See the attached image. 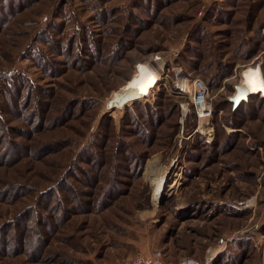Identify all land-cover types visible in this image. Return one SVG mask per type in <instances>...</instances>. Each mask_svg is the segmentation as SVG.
<instances>
[{
  "label": "rangeland",
  "instance_id": "1",
  "mask_svg": "<svg viewBox=\"0 0 264 264\" xmlns=\"http://www.w3.org/2000/svg\"><path fill=\"white\" fill-rule=\"evenodd\" d=\"M144 65L149 93L106 108ZM249 67L264 0H0V264H264V100L229 101Z\"/></svg>",
  "mask_w": 264,
  "mask_h": 264
},
{
  "label": "bare ground",
  "instance_id": "2",
  "mask_svg": "<svg viewBox=\"0 0 264 264\" xmlns=\"http://www.w3.org/2000/svg\"><path fill=\"white\" fill-rule=\"evenodd\" d=\"M157 81L158 76L156 74V71L144 65L139 70V76L135 78L130 86L126 85L120 92H123V94L125 92H128L132 96V98H141L149 93L151 87L156 85ZM238 85H242L244 87V90L247 92V99L250 95L264 98V75L260 67H249L245 69L242 73V81ZM120 92H115L111 99H113ZM108 102L106 104V108H109ZM121 108H123V106H121V104L117 102V106L115 109ZM152 184L154 185V196H158L164 192L167 186L164 170L159 172V174L154 177ZM170 187L172 186L170 185Z\"/></svg>",
  "mask_w": 264,
  "mask_h": 264
},
{
  "label": "built area",
  "instance_id": "3",
  "mask_svg": "<svg viewBox=\"0 0 264 264\" xmlns=\"http://www.w3.org/2000/svg\"><path fill=\"white\" fill-rule=\"evenodd\" d=\"M188 98L193 107V111L196 117L199 119H208L213 111L212 102L210 100L209 88L205 82L200 78H194L192 80L190 88H187ZM220 245L224 244V239L221 238ZM159 252H153L152 256H138L131 264H161L159 257ZM209 260L204 264H210L213 259L212 256H208ZM187 264H197V262L187 259Z\"/></svg>",
  "mask_w": 264,
  "mask_h": 264
},
{
  "label": "trees",
  "instance_id": "4",
  "mask_svg": "<svg viewBox=\"0 0 264 264\" xmlns=\"http://www.w3.org/2000/svg\"><path fill=\"white\" fill-rule=\"evenodd\" d=\"M203 40L205 41V39H204V37H202L201 36V38H199V41L200 42H203ZM243 54H245V56H246V58H249V57H251L252 55H253V51H252V49L251 50H249V48L248 49H244L243 50ZM228 72L226 71L225 73H223L222 75H221V71H217L216 69L213 71V74L211 75V76H209V78H207L206 80H207V82H208V84H214L213 82L214 81H212L211 80V78H215V77H226V76H228ZM252 96L250 95L249 96V98L247 99V100H243V101H241L240 103H239V105L237 106V107H234L233 108V103L230 101V103H231V108H232V110L233 111H237V109L239 108V106H240V104L241 103H246V102H248L249 100H250V98H251ZM261 98V97H260ZM263 100H264V98H262ZM133 104H136V101H134L133 102ZM137 104H140V103H137ZM217 107L215 106V109H216ZM128 110V109H127ZM127 113H129L128 115H130V118H131V121H134V124H135V118H134V116H133V114L132 113H130V111H127ZM104 136L105 137H107L106 136V134H104ZM108 139V138H107ZM103 145H105V143H103ZM103 145H98V146H103ZM106 146V145H105ZM126 146L127 145H115V147H114V152H113V155H112V157L114 158V156H117L118 154H120V153H122V152H124L125 150H126ZM89 149V151L91 152V155H93V156H95L96 157V155H94V153L91 151L92 150V148H88ZM101 154L102 153H98V155H99V157H101ZM134 157H135V155H134ZM133 157V158H134ZM114 159H116V158H114ZM101 160V158L99 159L98 158V161H100ZM133 160H135V159H133ZM141 160H143V158L141 159ZM140 165H141V162L139 163ZM114 166V164L111 166V169L109 168V170H110V172H111V174H113V175H115V172H116V170H117V168ZM115 169V170H114ZM112 185H114V179H113V176L109 179V183H108V185H107V187L105 188V190H103V193H102V197H104V196H107V195H109V194H111L112 192H113V188L111 189V187H112ZM110 186V188H108ZM112 190V191H111Z\"/></svg>",
  "mask_w": 264,
  "mask_h": 264
},
{
  "label": "water",
  "instance_id": "5",
  "mask_svg": "<svg viewBox=\"0 0 264 264\" xmlns=\"http://www.w3.org/2000/svg\"><path fill=\"white\" fill-rule=\"evenodd\" d=\"M235 94L229 98V100L233 103V108L237 107L239 103L243 100H247V92L244 90L242 85H235ZM136 98H132V96L128 93L123 92L118 93L113 99H110L108 102V106L111 108H116L117 102L121 104V106H125L128 102L134 100Z\"/></svg>",
  "mask_w": 264,
  "mask_h": 264
},
{
  "label": "crops",
  "instance_id": "6",
  "mask_svg": "<svg viewBox=\"0 0 264 264\" xmlns=\"http://www.w3.org/2000/svg\"><path fill=\"white\" fill-rule=\"evenodd\" d=\"M263 73V72H262Z\"/></svg>",
  "mask_w": 264,
  "mask_h": 264
}]
</instances>
